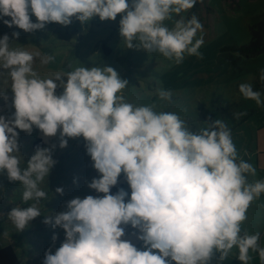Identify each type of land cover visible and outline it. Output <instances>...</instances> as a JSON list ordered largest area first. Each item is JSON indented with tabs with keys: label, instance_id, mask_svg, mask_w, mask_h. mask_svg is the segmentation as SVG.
Wrapping results in <instances>:
<instances>
[{
	"label": "clouds",
	"instance_id": "1",
	"mask_svg": "<svg viewBox=\"0 0 264 264\" xmlns=\"http://www.w3.org/2000/svg\"><path fill=\"white\" fill-rule=\"evenodd\" d=\"M197 0H0V20L31 33L46 24L86 25L94 17L116 20L126 48L158 52L175 64L185 55L201 56L203 24L183 13ZM36 17V22L31 19ZM174 20L170 27L166 20ZM10 17V19H5ZM13 32V37H19ZM33 44L0 37V72L12 92L11 118L0 115V173L23 186L21 199L8 213L16 231L41 216V204L56 160L51 147H37L26 161L20 151L19 131L35 126L46 136L59 130V146L83 137L93 167L100 174L88 187L103 196H76L66 210L46 216L45 223L65 231L43 264H211L216 253L225 261L233 249L242 264L257 253L264 264V239L259 231L242 229L248 210L264 194V179L250 182L253 164L238 155L231 129L221 119L195 127L174 111L156 110L154 104L129 102L123 90L127 79L111 66L79 61L71 70L41 76L40 66L55 55ZM264 80V75L261 76ZM58 87L63 89L57 94ZM161 101H171V90L156 89ZM243 97L264 105V94L251 83H241ZM0 96L7 101L6 91ZM238 113L237 115H242ZM124 174L131 192L111 188ZM48 189V187H47ZM63 193V188H57ZM127 198V199H126ZM31 202V203H29ZM138 229V248L126 239L125 227ZM56 235L53 236L55 241Z\"/></svg>",
	"mask_w": 264,
	"mask_h": 264
},
{
	"label": "rangeland",
	"instance_id": "2",
	"mask_svg": "<svg viewBox=\"0 0 264 264\" xmlns=\"http://www.w3.org/2000/svg\"><path fill=\"white\" fill-rule=\"evenodd\" d=\"M197 9H189L183 15L188 18L195 14L203 24L202 33L205 43L201 46V56L185 55L182 63L175 64L158 52L148 53L140 48H126L119 33L118 14L116 20H103L94 17L86 25L74 17L69 25L56 22L46 24L42 30L28 33L17 26L8 27L0 20V37L8 34L10 40L39 47L44 52L55 55V60L40 66L37 71L41 76H50L57 71L71 70L70 66L79 64L86 67L93 63L113 67L128 86L123 90L125 98L136 104H154L156 110L174 111L195 127L200 122L211 123L221 119L231 129L232 138L238 155L253 164L255 175H248L250 182L264 179V105H257L255 100L243 97L239 92L241 83H251L257 89L258 70H264V50L254 56L222 50L228 44H249L252 39L251 26L257 22L264 24V0H204ZM173 20H166L170 27ZM10 19V17H5ZM33 22L36 17L32 16ZM19 32V37H13ZM104 47L110 48L106 53ZM6 70L0 69V72ZM164 88L173 93L171 101H161L156 89ZM0 90L6 91L8 99L0 96V115L11 118L15 111L12 106V92L0 79ZM63 89L58 87L57 94ZM243 113L242 115H237ZM19 146L25 163L34 154L38 138L43 143L40 147H51L56 163L50 171L48 181L41 186L49 190L50 198L41 204V216L29 222V225L16 231L8 220V213L17 205L27 207L21 194L23 186L19 181H10L6 171L0 173V243L14 245L22 264H43L45 253H53L65 239V231L45 223L46 216L66 210V204L72 198L87 195L103 196L88 187V183L100 174L93 167L90 155L86 151L83 137L69 138L66 147L59 146L60 132L55 136H46L33 127L29 134L19 130ZM124 184L131 192L125 175L122 173L118 183ZM48 187V189H47ZM63 193H57V188ZM127 199V198H126ZM31 203V202H29ZM125 227L126 239L138 248L143 242L138 239V229L129 224ZM242 229L254 233L259 231L264 239V194L255 199L248 210V218ZM56 235L55 241L53 236ZM129 237V238H128ZM134 239V240H133ZM233 249L222 264H242ZM249 264H261L257 253H250ZM216 253L211 264H221ZM175 264V262H173Z\"/></svg>",
	"mask_w": 264,
	"mask_h": 264
},
{
	"label": "trees",
	"instance_id": "3",
	"mask_svg": "<svg viewBox=\"0 0 264 264\" xmlns=\"http://www.w3.org/2000/svg\"><path fill=\"white\" fill-rule=\"evenodd\" d=\"M204 0H197V3L193 6V9L200 7ZM189 16L190 13H189ZM252 39L249 44L244 45H234L228 44L223 46L222 50H231L235 52L242 53L248 57L254 56L264 50V24L262 22H257L251 26ZM106 53L110 52V48L104 47ZM257 75V89L264 90V80L261 76L264 75V70H258ZM43 143L41 138H38L36 148L41 146ZM124 188V184L115 185L111 188V192L114 194L119 189ZM0 264H22L17 251L12 244L3 245L0 243Z\"/></svg>",
	"mask_w": 264,
	"mask_h": 264
},
{
	"label": "bare ground",
	"instance_id": "4",
	"mask_svg": "<svg viewBox=\"0 0 264 264\" xmlns=\"http://www.w3.org/2000/svg\"><path fill=\"white\" fill-rule=\"evenodd\" d=\"M129 238V237H128ZM134 240V239H133ZM131 241V240H130Z\"/></svg>",
	"mask_w": 264,
	"mask_h": 264
}]
</instances>
